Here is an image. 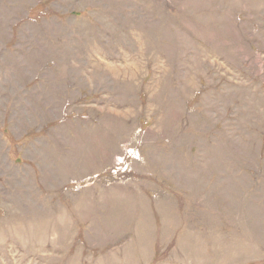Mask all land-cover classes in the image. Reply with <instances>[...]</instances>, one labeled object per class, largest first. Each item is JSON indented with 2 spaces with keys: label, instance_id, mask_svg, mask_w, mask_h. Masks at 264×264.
I'll use <instances>...</instances> for the list:
<instances>
[{
  "label": "rangeland",
  "instance_id": "obj_1",
  "mask_svg": "<svg viewBox=\"0 0 264 264\" xmlns=\"http://www.w3.org/2000/svg\"><path fill=\"white\" fill-rule=\"evenodd\" d=\"M0 264H264V0H0Z\"/></svg>",
  "mask_w": 264,
  "mask_h": 264
},
{
  "label": "flooded vegetation",
  "instance_id": "obj_2",
  "mask_svg": "<svg viewBox=\"0 0 264 264\" xmlns=\"http://www.w3.org/2000/svg\"><path fill=\"white\" fill-rule=\"evenodd\" d=\"M116 160L119 161L120 163L122 162V159H120V158H117Z\"/></svg>",
  "mask_w": 264,
  "mask_h": 264
},
{
  "label": "bare ground",
  "instance_id": "obj_3",
  "mask_svg": "<svg viewBox=\"0 0 264 264\" xmlns=\"http://www.w3.org/2000/svg\"><path fill=\"white\" fill-rule=\"evenodd\" d=\"M63 73V72H62Z\"/></svg>",
  "mask_w": 264,
  "mask_h": 264
}]
</instances>
